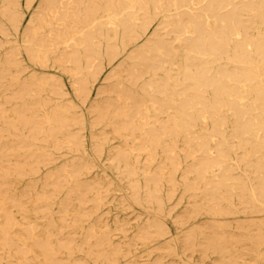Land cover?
<instances>
[{
  "label": "bare ground",
  "instance_id": "obj_1",
  "mask_svg": "<svg viewBox=\"0 0 264 264\" xmlns=\"http://www.w3.org/2000/svg\"><path fill=\"white\" fill-rule=\"evenodd\" d=\"M263 251L264 0H0V264Z\"/></svg>",
  "mask_w": 264,
  "mask_h": 264
},
{
  "label": "rangeland",
  "instance_id": "obj_2",
  "mask_svg": "<svg viewBox=\"0 0 264 264\" xmlns=\"http://www.w3.org/2000/svg\"><path fill=\"white\" fill-rule=\"evenodd\" d=\"M16 44L17 43L14 41L12 43H10V42L7 43V44L5 43V46H6V48H8V47L14 46ZM66 81H69V80L66 78ZM107 172L110 173V170H107ZM109 177L112 178L113 180H115L117 182V180H116L117 178H116V176L114 174H110ZM126 213L127 212H121L118 209H113L112 212H111V214H116V216H118V218H120L121 220H125L126 222H130V224H134L135 223V220L129 221V218H127ZM260 221H261L260 218H254V217H250V216L244 217L242 214H239V215H236L235 217L227 218L226 220H223V221L222 220H216V221H214L212 219H205V220L200 221L199 224L200 225L208 226V225H214V222H215V224H218L220 222H224V223H227V224H229L231 226L236 227L239 224L248 225L247 223L252 224V223H258ZM234 227H231V228H234ZM234 236H237L240 239L244 238L240 234H236ZM176 238H177V236H176ZM247 248L248 247L245 246V247H243V249L239 250V252H241V253H251V251H249L250 249H247ZM249 258H250V255H245L243 259L249 261ZM243 259L240 261V264H241V262L244 261ZM192 260H194L193 263H191ZM219 262L220 261L217 262V259H216V256L215 255H212L211 257H209L205 262H201V259L198 258V257H196L195 259L192 258V257H190V256L189 257H185V264H221ZM255 263H253V264H255Z\"/></svg>",
  "mask_w": 264,
  "mask_h": 264
}]
</instances>
